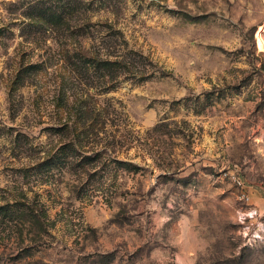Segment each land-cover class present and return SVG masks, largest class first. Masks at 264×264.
Listing matches in <instances>:
<instances>
[{
    "label": "rangeland",
    "instance_id": "374dc122",
    "mask_svg": "<svg viewBox=\"0 0 264 264\" xmlns=\"http://www.w3.org/2000/svg\"><path fill=\"white\" fill-rule=\"evenodd\" d=\"M0 264H264V0H0Z\"/></svg>",
    "mask_w": 264,
    "mask_h": 264
},
{
    "label": "built area",
    "instance_id": "2783aa9c",
    "mask_svg": "<svg viewBox=\"0 0 264 264\" xmlns=\"http://www.w3.org/2000/svg\"><path fill=\"white\" fill-rule=\"evenodd\" d=\"M238 184L241 186V182L240 181H238Z\"/></svg>",
    "mask_w": 264,
    "mask_h": 264
}]
</instances>
